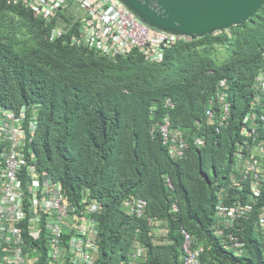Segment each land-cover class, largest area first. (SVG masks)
<instances>
[{
  "label": "trees",
  "instance_id": "1",
  "mask_svg": "<svg viewBox=\"0 0 264 264\" xmlns=\"http://www.w3.org/2000/svg\"><path fill=\"white\" fill-rule=\"evenodd\" d=\"M59 18L0 0V119L24 107L28 124L34 112L28 146L39 166L72 199L89 189L101 203L96 264H122L137 244L145 264H183L182 228L203 246V264H264L258 207L232 228L245 243L241 254L214 234L219 191L229 187L240 123L264 69V5L240 24L176 43L160 62L138 51L110 59L72 46L71 31L51 40ZM222 78L231 111L217 130V118L209 124L204 113L209 105L220 111L210 99ZM166 114L187 141L180 157L154 127ZM133 196L146 203L141 217L123 208ZM150 218L167 223L165 238L153 241Z\"/></svg>",
  "mask_w": 264,
  "mask_h": 264
},
{
  "label": "built area",
  "instance_id": "2",
  "mask_svg": "<svg viewBox=\"0 0 264 264\" xmlns=\"http://www.w3.org/2000/svg\"><path fill=\"white\" fill-rule=\"evenodd\" d=\"M13 1L49 21L59 18V13L65 14L71 22L59 18V24L51 31V40L71 31L67 39L70 45L96 51L110 59L138 51L146 61L160 62L167 48L194 37L150 26L121 0ZM226 84V79H221L216 99H210L217 102L220 111L211 105L205 109L209 124H214L217 118L219 125H223L230 114ZM255 86L258 94L250 100L242 119V137L233 154L229 187L219 191L215 206L214 234L236 254L243 252L245 243L232 228L254 208L258 207L257 222L264 231V70L256 77ZM166 105L172 102L168 100ZM158 126L170 154L182 156L187 142L180 131L171 128L168 115ZM36 127L34 112L26 123L24 107L18 113L11 109L4 111L0 119V144H4L0 149V264H96L97 215L102 206L89 189L72 199L61 182L39 166L35 151L28 146V131ZM203 141V137L195 138L196 144ZM168 186H173L169 179ZM123 204L129 214L137 217L145 214L146 203L139 197L128 198ZM173 209H177L176 203ZM148 223L153 241L165 238L166 222L150 218ZM181 233L182 263L203 264L200 260L203 246L195 245L184 228ZM145 252L144 246L137 244L122 264H145Z\"/></svg>",
  "mask_w": 264,
  "mask_h": 264
},
{
  "label": "water",
  "instance_id": "3",
  "mask_svg": "<svg viewBox=\"0 0 264 264\" xmlns=\"http://www.w3.org/2000/svg\"><path fill=\"white\" fill-rule=\"evenodd\" d=\"M142 21L197 37L248 20L264 0H121Z\"/></svg>",
  "mask_w": 264,
  "mask_h": 264
},
{
  "label": "clouds",
  "instance_id": "4",
  "mask_svg": "<svg viewBox=\"0 0 264 264\" xmlns=\"http://www.w3.org/2000/svg\"><path fill=\"white\" fill-rule=\"evenodd\" d=\"M264 70V69H263ZM223 79V78H222ZM225 79V78H224ZM227 81V80H226ZM219 84V83H218ZM218 89V88H217ZM256 94H258V90H257V88H256V86L254 85L253 86V94H252V96H251V98H250V100L254 97V96H256ZM250 100L248 101V105H249V103H250ZM228 101V100H227ZM229 102V101H228ZM248 105H247V109H248ZM154 108V107H153ZM230 111H231V103H230ZM246 112V111H245ZM166 115H168V114H166ZM165 115V116H166ZM229 116H230V114H229ZM229 116L227 117V119L229 118ZM244 116V115H243ZM168 117H169V115H168ZM164 118V117H163ZM227 119H226V121H225V124H223V125H219L218 127H220V126H225L226 125V123H227ZM242 119H243V117H242ZM169 121H170V119H169ZM163 122V119H162V121L161 122H159V123H156L155 125H154V127H155V129L157 130V131H159V133H160V136H161V138H162V141H163V143L164 144H166L167 146H169L168 145V143L167 142H164V138H163V135H162V133H161V131H160V129H159V126L158 125H160L161 123ZM219 124V123H218ZM170 125H171V123H170ZM217 127V128H218ZM241 127H242V120H241V123H240V134H241ZM177 129V128H176ZM178 131H180L181 132V130H179V129H177ZM181 134H182V132H181ZM182 136H183V134H182ZM184 137V136H183ZM197 137H203L204 138V141H203V143L202 144H204V142H205V137L204 136H196L195 138H197ZM241 137H242V135H241ZM185 138V137H184ZM186 140V139H185ZM187 142V141H186ZM194 142H195V139H194ZM168 151H169V148H168ZM230 174V173H229ZM91 193V192H90ZM92 195V194H91ZM101 204V203H100ZM102 206V205H101ZM102 210V209H101ZM100 210V211H101ZM98 234H99V227H98ZM99 244V243H98Z\"/></svg>",
  "mask_w": 264,
  "mask_h": 264
}]
</instances>
